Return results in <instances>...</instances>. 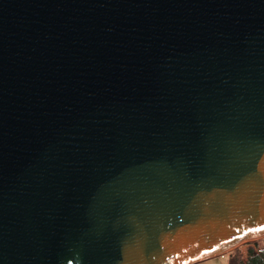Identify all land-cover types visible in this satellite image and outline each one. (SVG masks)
<instances>
[{
	"label": "water",
	"instance_id": "1",
	"mask_svg": "<svg viewBox=\"0 0 264 264\" xmlns=\"http://www.w3.org/2000/svg\"><path fill=\"white\" fill-rule=\"evenodd\" d=\"M263 237L264 0H0V264Z\"/></svg>",
	"mask_w": 264,
	"mask_h": 264
},
{
	"label": "rangeland",
	"instance_id": "2",
	"mask_svg": "<svg viewBox=\"0 0 264 264\" xmlns=\"http://www.w3.org/2000/svg\"><path fill=\"white\" fill-rule=\"evenodd\" d=\"M255 242H258V244L256 245ZM258 246L264 247V237L260 239L246 241L240 244L239 246L235 247L233 250L226 253V255L224 256H218L198 264H229L231 257L242 256V258L245 259L248 251L250 249H254L257 252Z\"/></svg>",
	"mask_w": 264,
	"mask_h": 264
},
{
	"label": "trees",
	"instance_id": "3",
	"mask_svg": "<svg viewBox=\"0 0 264 264\" xmlns=\"http://www.w3.org/2000/svg\"><path fill=\"white\" fill-rule=\"evenodd\" d=\"M255 243L258 244V242ZM229 264H264V247L258 246L257 252L250 249L245 259L242 256H233Z\"/></svg>",
	"mask_w": 264,
	"mask_h": 264
},
{
	"label": "snow or ice",
	"instance_id": "4",
	"mask_svg": "<svg viewBox=\"0 0 264 264\" xmlns=\"http://www.w3.org/2000/svg\"><path fill=\"white\" fill-rule=\"evenodd\" d=\"M258 231H260V229H248L247 232H243V231H241V230L238 229L237 230V233L238 234L236 236L231 237V239L229 241H225L223 243L224 244H230L233 241L238 242L239 240L245 238L248 234L255 233V232H258ZM219 247H220V245H218L217 247L210 248L207 251L208 252L215 253ZM203 254H205V253H202V255Z\"/></svg>",
	"mask_w": 264,
	"mask_h": 264
}]
</instances>
